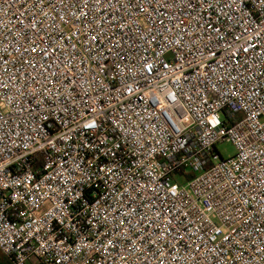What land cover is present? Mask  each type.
I'll return each instance as SVG.
<instances>
[{
	"label": "built area",
	"instance_id": "2783aa9c",
	"mask_svg": "<svg viewBox=\"0 0 264 264\" xmlns=\"http://www.w3.org/2000/svg\"><path fill=\"white\" fill-rule=\"evenodd\" d=\"M0 252L264 264V0H0Z\"/></svg>",
	"mask_w": 264,
	"mask_h": 264
},
{
	"label": "rangeland",
	"instance_id": "374dc122",
	"mask_svg": "<svg viewBox=\"0 0 264 264\" xmlns=\"http://www.w3.org/2000/svg\"><path fill=\"white\" fill-rule=\"evenodd\" d=\"M222 117V114H220ZM216 150L224 159L232 157L236 150L231 142H223L216 145ZM6 257L0 252V263L4 264Z\"/></svg>",
	"mask_w": 264,
	"mask_h": 264
},
{
	"label": "trees",
	"instance_id": "16d2710c",
	"mask_svg": "<svg viewBox=\"0 0 264 264\" xmlns=\"http://www.w3.org/2000/svg\"><path fill=\"white\" fill-rule=\"evenodd\" d=\"M190 177H192V174L187 175V178H190ZM0 264H2V263H0ZM4 264H11V262L6 258V261L4 262Z\"/></svg>",
	"mask_w": 264,
	"mask_h": 264
}]
</instances>
